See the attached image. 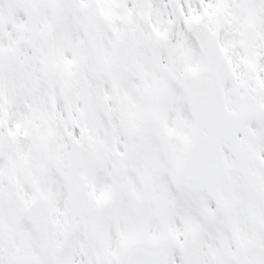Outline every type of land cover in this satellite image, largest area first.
Here are the masks:
<instances>
[{
	"label": "snow or ice",
	"instance_id": "snow-or-ice-1",
	"mask_svg": "<svg viewBox=\"0 0 264 264\" xmlns=\"http://www.w3.org/2000/svg\"><path fill=\"white\" fill-rule=\"evenodd\" d=\"M0 264H264V0H0Z\"/></svg>",
	"mask_w": 264,
	"mask_h": 264
}]
</instances>
